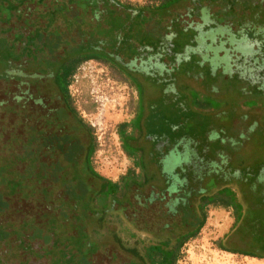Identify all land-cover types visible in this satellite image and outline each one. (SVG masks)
<instances>
[{
	"label": "rangeland",
	"instance_id": "obj_1",
	"mask_svg": "<svg viewBox=\"0 0 264 264\" xmlns=\"http://www.w3.org/2000/svg\"><path fill=\"white\" fill-rule=\"evenodd\" d=\"M117 1L131 8L160 2ZM219 1L212 6L203 4L201 11L190 17L187 14L190 2L183 5L185 0H165L172 6L181 5L170 7L167 16L154 17L163 19L165 29L174 33L173 54L190 42L194 34L186 25H198L200 51L216 56L221 67L192 52L177 58L161 77L128 76L133 88L106 61L92 59L77 66L69 90L75 106L91 125L93 136L89 165L83 161V168L88 171L89 166L98 176L120 184L121 177L131 170L136 175L134 182L143 191L141 194L133 187L130 194L123 192L128 189L124 187L125 180L122 192L114 194L120 187H111V193L99 196L95 191L99 177L92 175L85 182L76 174L67 179L65 176L72 172L67 159H53V153L46 151L48 145L21 143L23 126L17 102H21L25 91V83L18 81L25 65L43 62L55 46L56 52L51 53L55 57L64 47L75 48L84 39L87 27L89 31L93 28L83 23L86 17L94 23L90 9L98 15L105 9L104 3L0 0V264H85V256L94 248L88 264H123L127 257L118 252L119 242L115 240L123 230L154 237L151 231L142 228L143 218L136 220L135 210L129 211V203L130 195L145 198L164 185L152 182L161 178L153 165L158 156L156 145L159 149L169 146L180 149L186 144L177 158L183 167L193 164L188 153H197L194 154L197 165H193L205 173L213 169L212 175L204 178V187L211 190L223 187L224 195L236 209L235 215L243 219L241 224L245 223L244 231L248 217L264 218V39L260 34V30L264 32V20L258 21L252 8L238 4L237 0ZM162 11L160 8L159 14ZM207 13L213 14L214 19ZM222 30L225 37L227 31H237L239 38L231 46L220 43L217 31ZM134 40L139 46L147 42L152 49L165 45L160 34L148 41L146 35L139 33ZM146 83L152 87L149 93L145 92ZM8 104L13 105L12 111ZM129 121L131 132L127 137L118 130ZM128 139L145 143L130 145ZM125 150L137 156L136 163ZM53 163L60 167L52 172L57 177L36 176L37 169L49 174ZM72 168L78 169L74 163ZM61 170H65L64 175ZM216 171L227 179L220 180L221 174ZM46 186L56 188L57 195H44ZM204 210V223L180 249L177 264H264V258L220 249L234 221L231 206L221 204L218 199ZM32 216L35 221L28 219ZM23 219L27 220L22 222ZM226 244L251 251L258 247L251 233L239 231L228 236Z\"/></svg>",
	"mask_w": 264,
	"mask_h": 264
},
{
	"label": "flooded vegetation",
	"instance_id": "obj_2",
	"mask_svg": "<svg viewBox=\"0 0 264 264\" xmlns=\"http://www.w3.org/2000/svg\"><path fill=\"white\" fill-rule=\"evenodd\" d=\"M101 1L104 3L105 9L100 10L98 15L94 13V9H90L95 21L94 23H90L89 20L87 21L86 17V20H84L83 23L93 28L89 31L87 27L84 31V39L77 42L75 48L71 47L70 49H66L64 47L62 48L61 53L55 57L51 54L52 52H56L57 46H55L43 62H40L39 60L33 63H27L24 67L26 70L21 71L23 76L18 79L19 82L22 80L25 83V91L22 94L23 98L21 99V102H17L21 113V126H23V131L20 134V138H22V140L20 139L22 141L21 143L25 144L30 142V144L32 143L34 145H48L49 149L46 151L51 152V154L53 153V159H67L69 161V168L72 172L70 171L71 173L69 176L67 175L65 177L67 179H72L70 176H76L77 174L78 176H81L85 182H89L90 176H92L89 168L88 171L83 168V161L86 162L89 159V149L93 136L91 125L85 121L84 116L75 106V99L72 97L69 90L70 83L66 84L69 79L67 71L74 63H78L79 66L83 61L92 59L106 61L112 66L117 74L125 79L133 88L134 85L128 76L131 78L134 76L139 79H142L141 76H145L147 79H149L150 76L161 77L160 75H165L166 72L173 67L177 58L181 59V57H187L192 52H197L202 57L210 59L221 67V63L216 60V56L212 57L211 55H206L203 51H200L201 47L200 44H198L199 41L197 39V36L200 33V28L198 25L192 26L191 23L186 25V28L194 30L190 42L186 43L178 52L173 54L174 44L172 42V37L174 36V33L165 29L167 25H162L164 22L163 19H156L157 17L154 16L159 15V18H162L161 15L163 14L167 16L170 7L176 8L180 6L181 3L177 6H172L165 3V0H160L158 4L148 5L143 8H131L119 3L117 0ZM218 1L219 0H185L183 5L190 2L187 14L191 17L201 11L200 6L203 4L206 3L212 6L214 2ZM237 1L238 4L242 3L245 7H251L253 10L252 13L255 14L254 16L258 21L264 20V0ZM97 3L98 0L96 4ZM160 8L164 11L159 14ZM207 14L209 17L213 18V14ZM183 24L182 26H185ZM68 32L70 33V31ZM139 33L146 35L148 41H150L156 34L162 35L163 40L165 41V45L162 47L163 49L161 47L158 49H152L147 42L143 44L141 43L142 45L139 46L134 40V37ZM217 33L218 41L229 46L233 44L232 42L234 39L239 38L237 31H227L226 33L228 34V37L224 36L223 30L217 31ZM260 34L263 35L262 37L264 39V32L262 30H260ZM65 37L68 38L67 36ZM221 38H223V40ZM67 40H69V38ZM86 42H88L87 49L82 48V44H85ZM81 48L86 49L85 53L78 56L82 50ZM168 52L169 54H167ZM213 52L216 53L217 50H214ZM85 57H88V59ZM74 74L75 71L71 75V78L74 77ZM146 86L145 92L149 93L152 87L147 83ZM133 104L135 111V102ZM7 107H10L12 111L11 107H13V105L11 106L8 104ZM29 125H32V127ZM27 128L31 131L29 132ZM120 130L124 131V134L127 136L131 132L130 121L129 123L124 122L123 125L121 124L118 132H120ZM127 143L130 145H138L144 144L145 142L137 143L128 139ZM159 147L160 146L156 145L158 156L153 165L154 168L158 170L157 172L161 178H154L155 181L152 182H162L164 185H162L163 187L161 189H157L153 194L151 193L145 198L143 196L140 199L137 198V196L131 198L130 195L131 201L129 204L131 207L129 208V211L131 209L135 210L137 215L135 217L136 220L138 217L143 218L145 225L142 228L151 231L154 234L152 240H154L155 244L160 243V241H165L167 242V248L174 251V254L179 256L182 246L191 238H194L201 228V225H199L201 222V211L199 206L203 203V198L205 196L216 197L223 187L216 190L204 187V178L206 175H212L211 173L213 169L208 173H205L202 171L203 169L201 167L195 166L197 165L195 156L197 153L193 151L188 153V156L192 158L191 162L195 165L191 164L188 166L185 164V167H183V165L178 162L179 160L177 158L179 157V153L186 147V144L180 149L173 146H169L168 148L162 147V149H159ZM192 148L193 147L190 149L192 150ZM128 155L133 158L134 163L137 162V156L134 153H128ZM172 158L176 163L172 162ZM73 163L78 169L74 170L72 168ZM52 165L53 168H51L50 171L48 170L49 174H46L44 170L37 169L38 175L36 176L42 177L44 175H51L52 172H55V168H60L57 166V163H53ZM149 169L150 167H148L147 171L150 173L151 171H149ZM216 172L221 174L219 178L220 180L226 178L221 171ZM64 173L65 170H61V175H64ZM131 173V176L126 182L127 185L124 186L128 187V189L123 190V192H129L130 194L131 189L134 187L138 188V192L142 194L143 191L141 189L139 190V184L133 180L136 176L135 173ZM52 175L56 177L58 176L55 173ZM93 176V178H96L95 175ZM97 179L99 180V185L97 188L94 186V188H96L95 191L97 192L96 195L104 192L105 189H108V186L106 187L99 178ZM21 182H23V180H21ZM124 187H122V189ZM55 189L56 188L52 186H46V192L44 195L47 193H49L50 196L57 195ZM210 203H217V201ZM230 206L232 207L234 221L230 226L228 234H225L220 244L221 248H223L221 250L254 258L263 256L260 257L263 259L264 218L253 216L248 217L249 224L244 231L242 227L245 226V223L241 224L243 219L239 220L235 215L236 211L234 210V207L232 205ZM28 219L35 221L36 217L32 216V218ZM26 220L27 219H23L22 222H25ZM21 224L23 223H20V225ZM234 231L251 233L257 239L258 247L251 251L233 249L226 246L228 236L234 233ZM184 236H187L186 240L182 242L179 249L176 250L178 247V241ZM125 238L126 237L121 233L117 239L114 238L119 242V244H117L118 252L127 257V260H124L123 264H149L144 256L145 250L139 246L135 239L131 238L132 241L129 242V240ZM125 240L128 241V243H126ZM94 250L95 248L91 253L89 252L85 256V264H88L89 256L93 254ZM249 254L255 255L250 256ZM113 256L114 257L112 258H115L114 253ZM175 263L177 264V260Z\"/></svg>",
	"mask_w": 264,
	"mask_h": 264
},
{
	"label": "trees",
	"instance_id": "obj_3",
	"mask_svg": "<svg viewBox=\"0 0 264 264\" xmlns=\"http://www.w3.org/2000/svg\"><path fill=\"white\" fill-rule=\"evenodd\" d=\"M86 59H88V57H85ZM78 66V63H74L72 67H70V69H68L67 71V75L69 76V79L68 81L66 82V84H69L70 83V79H71V75L74 73L75 69L77 68ZM123 125V124H122ZM92 150H93V144L91 143L90 144V149H89V156L92 154ZM89 158V157H88ZM89 165V159L86 161ZM89 168V166H88ZM90 169V168H89ZM132 171L131 170H128V172L123 175L120 179L121 181V184L120 182H112L111 180H108V179H105L103 177H100L98 176L97 174H95L91 169H90V173L92 175H95L97 177H99V179L103 182V184L108 188V189H105L104 192L98 194L99 196L101 194H109L111 193V187L114 188L116 187L115 189H117L118 187H120V189L115 193H118L119 191H121L122 189V186H123V183L125 182V180H128V178L131 176V173ZM224 192L226 193V191H224V189H222L216 197H218V199H220L221 203L225 206H230L232 204H230L229 202V199L227 198V196L224 195ZM113 193V192H112ZM215 197H212L211 196H205L203 198V203L199 206V209L201 211V222L199 225H203L204 223V219H205V206L210 203V202H215V201H218L217 198ZM233 206V205H232ZM234 207V206H233ZM236 210V209H234ZM122 235L125 236V237H128V238H134L135 241L139 244V246L144 249V256L145 258L148 260L149 264H176L175 261L178 260V255H175L174 254V251L170 250L167 248V242L163 241L160 243H154V240H152L151 238H147L146 236L144 235H135L133 232L131 233L130 230H123ZM187 236H184L182 237L179 241H178V247L176 248V250L179 249V246L182 242H184L186 240ZM147 243V245L145 244ZM146 245V246H145ZM220 249H223L220 247ZM234 252V251H233ZM250 256H254L255 254H249ZM260 257H263V256H259L258 258Z\"/></svg>",
	"mask_w": 264,
	"mask_h": 264
}]
</instances>
